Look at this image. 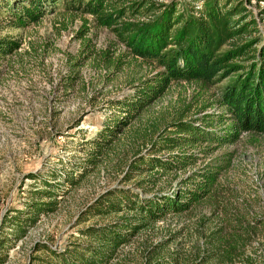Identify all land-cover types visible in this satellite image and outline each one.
<instances>
[{
	"label": "rangeland",
	"instance_id": "rangeland-1",
	"mask_svg": "<svg viewBox=\"0 0 264 264\" xmlns=\"http://www.w3.org/2000/svg\"><path fill=\"white\" fill-rule=\"evenodd\" d=\"M8 1L0 0V39L17 41L20 49L5 58L0 56V223L17 211L24 219L30 202L51 201L34 195L48 190V182L63 184V180L52 181L51 174L72 176L77 184L61 185L52 210L39 213L34 223L26 224L25 236L8 252L3 264H58L67 257L70 264L68 252H83L95 245L88 229L112 226L121 217L134 215L125 209L91 217L88 207L97 200L121 191L140 199L173 197L191 187L188 180L194 174L209 167L220 169L212 199L142 228L107 264H220L214 251L219 242L211 238L212 232L224 228L221 236H229L236 227L226 221L235 225L233 220L240 216L253 230L243 237L242 255L229 264H264V135L243 133L234 143L189 145L183 152L193 154L196 163L186 170L165 174L157 169L141 178L133 177L135 174L130 181L125 178L138 156H148L151 141L162 133H173L169 126L180 116L190 120L209 114L214 126L207 130L220 137L230 133L231 121L218 119L226 109L217 101L240 74L203 87L173 83L139 118L117 127L111 144L91 163V143L112 126L113 118L121 117L113 104L131 95L139 79L155 75L156 64L126 56L124 45L110 30L97 27L89 15H84L88 31L80 35L82 20L66 19L70 14L61 5L44 7L45 14L37 24L12 27ZM15 1L18 6L23 2L11 0ZM193 3L196 9L205 5L202 0ZM248 7L255 13L264 43V0H252ZM230 43L219 53L229 50ZM110 58L121 61L108 68ZM182 109L188 110L180 115ZM178 153L182 151H163L158 157L166 161ZM149 176L156 177L158 184L141 188L138 182ZM3 233H10L8 226Z\"/></svg>",
	"mask_w": 264,
	"mask_h": 264
},
{
	"label": "trees",
	"instance_id": "trees-1",
	"mask_svg": "<svg viewBox=\"0 0 264 264\" xmlns=\"http://www.w3.org/2000/svg\"><path fill=\"white\" fill-rule=\"evenodd\" d=\"M22 1L24 3L19 6L16 1L12 3L9 0L6 3L8 23L12 27L24 29L37 24L45 14L44 7L61 5L64 12L70 14L66 19L78 17L82 20L84 26L80 35L88 31L89 22L84 15H89L97 27L110 30L118 42L124 45L126 56L156 64L155 75L139 79L133 85L131 95L115 101L113 105L121 117L113 118L112 126L97 141L91 143L94 151L88 162L95 163L97 157L107 149L114 139L117 127H126L132 120L139 118L151 102L161 98L173 83L185 82L203 87L240 74L221 91L217 101L220 107L226 109L218 119L231 121L229 130L232 131L225 133L223 137L214 136L206 129L214 126L209 114L190 120H184L180 116L169 126L173 128L174 135L170 133L165 136L162 133L157 140L151 141L148 156L141 155L135 159L129 175L125 177L127 180L130 181L133 174V177L141 178L145 173L153 174L157 169L165 174L186 170L196 163L193 154L183 152L189 145L206 141L234 143L243 133L264 135V43L261 42L255 13L248 7L252 0H202L205 5L201 9H196L193 3L195 0L184 4L178 0L162 3L156 0ZM261 1L257 0V3ZM261 13L264 14V10ZM246 37L250 40H245ZM226 42H233L230 43L231 48L219 53ZM19 49V42L0 39L2 58ZM239 59L241 60L237 63ZM120 61L107 59L106 66L109 68L118 65ZM187 110L182 109L179 114L183 115ZM176 149L182 151V154H175L166 161L158 157L163 151L172 152ZM219 174V168L209 167L188 180L191 187L173 197L163 196L159 200L140 199L128 191H121L117 195L110 193L109 198L97 200L88 207V215L91 217L118 213L125 209L134 212V215L123 216L112 226L88 229V237L96 242L95 245H89L88 250L83 252H68L72 260L70 264H107L118 248L129 243L142 228L163 220L168 214L186 213L204 200L212 199ZM29 176L36 179L35 175ZM50 177L52 181L63 180V184H77L72 176L62 178L51 174ZM195 177L197 180H194ZM158 182L156 177L149 176L147 179H140L138 185L141 188L145 184L155 187ZM63 184L48 182V190L34 193L35 197L47 196L51 201L27 203L24 219L19 211L13 217L5 216L2 219L0 264L7 260L8 252L25 236L26 224L34 223L39 213L52 210L50 208L56 204L57 191ZM233 221L235 225L226 221L231 228L236 227V231L235 228L231 231L232 235L221 236L224 228L212 232L211 238L216 240L215 237L219 242V247L214 251L217 252L220 264L232 263L235 257L242 255L243 237H248L253 230L252 225L246 224L244 217H235ZM7 226L10 233L4 234ZM237 230L243 232L239 234ZM210 242L208 240L207 244ZM58 264H69L68 257L61 258Z\"/></svg>",
	"mask_w": 264,
	"mask_h": 264
}]
</instances>
